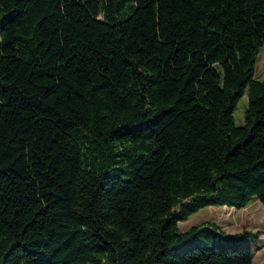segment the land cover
<instances>
[{"label": "trees", "instance_id": "16d2710c", "mask_svg": "<svg viewBox=\"0 0 264 264\" xmlns=\"http://www.w3.org/2000/svg\"><path fill=\"white\" fill-rule=\"evenodd\" d=\"M262 48L264 0H0V264H254L180 223L264 204Z\"/></svg>", "mask_w": 264, "mask_h": 264}, {"label": "rangeland", "instance_id": "374dc122", "mask_svg": "<svg viewBox=\"0 0 264 264\" xmlns=\"http://www.w3.org/2000/svg\"><path fill=\"white\" fill-rule=\"evenodd\" d=\"M256 76L264 78V48H262L256 63ZM248 107L247 95L242 96L234 110V122L237 126L245 124V112ZM205 221H214L227 232L235 233L244 229L258 232L259 239L252 246L255 251L254 264H264V204L253 199L243 209H235L227 206H208L188 220L180 223L182 230L189 226Z\"/></svg>", "mask_w": 264, "mask_h": 264}]
</instances>
